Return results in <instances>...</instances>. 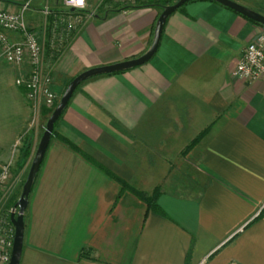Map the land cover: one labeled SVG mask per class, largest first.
Listing matches in <instances>:
<instances>
[{"label":"crops","instance_id":"crops-1","mask_svg":"<svg viewBox=\"0 0 264 264\" xmlns=\"http://www.w3.org/2000/svg\"><path fill=\"white\" fill-rule=\"evenodd\" d=\"M25 1L0 0V8ZM42 1L25 14L39 33ZM50 1L59 12L61 0ZM159 13L102 0L69 35L53 87L143 54ZM263 30L219 3L191 0L168 16L147 62L81 82L29 193L19 264H264V80L232 75ZM28 70L0 72V164L16 139H32L25 162L17 164L20 149L13 156L20 172L34 152L32 110L24 86L9 93L2 83ZM114 176L147 192L159 187L156 207L146 211Z\"/></svg>","mask_w":264,"mask_h":264},{"label":"built area","instance_id":"built-area-1","mask_svg":"<svg viewBox=\"0 0 264 264\" xmlns=\"http://www.w3.org/2000/svg\"><path fill=\"white\" fill-rule=\"evenodd\" d=\"M101 1L86 0V6L79 8L69 4L68 0H61L64 14L58 15L50 23L49 46L52 49H62L66 45L71 30L76 29L85 20L83 14L93 16ZM25 5L18 11L0 8V53L7 63L18 67L26 64L29 68L27 75H19L15 78V84L25 88V95L32 110L30 124L35 127L41 115V107H54L58 99L53 89L50 69H47L44 63V44L40 35L27 25L24 15ZM70 8H75V11H70ZM44 12L48 13V9L46 8ZM8 32L18 33L20 38L13 40ZM232 75L247 82L264 80V30L247 43ZM19 143V140H16L14 147ZM15 149L13 148V152ZM10 170L11 161L9 160L0 168L1 192L6 188ZM13 210L14 208L11 212ZM6 223L3 218H0V264H8L14 236V228L8 227L10 223H7L8 225Z\"/></svg>","mask_w":264,"mask_h":264},{"label":"water","instance_id":"water-1","mask_svg":"<svg viewBox=\"0 0 264 264\" xmlns=\"http://www.w3.org/2000/svg\"><path fill=\"white\" fill-rule=\"evenodd\" d=\"M191 0H176L174 3L164 5L155 21L152 40L149 48L140 56L122 60L110 64L94 66L87 68L77 75H75L65 86L64 90L62 91L59 100L55 107L53 108L52 112L48 116L43 132L40 136L36 149L34 151L26 179L22 185V190L20 193L19 198L17 199L14 210L10 213L9 219L14 227V236L11 246L10 258L8 264H19L21 251H22V244H23V233H24V211L27 207L28 203V196L31 191L34 179L37 175V172L41 166L43 161L47 146L51 139L52 131L54 128V124L56 120L62 115L64 109L67 106V103L77 88V86L94 76L116 73L120 71H124L147 62L153 54L156 52L161 33L166 22L168 16L178 9L181 5L185 4L186 2ZM217 2L229 9L237 12L238 14L249 18L255 22L264 26V15L235 1V0H212ZM70 11H75V8H70ZM17 209V211H16ZM16 211V212H15Z\"/></svg>","mask_w":264,"mask_h":264},{"label":"rangeland","instance_id":"rangeland-1","mask_svg":"<svg viewBox=\"0 0 264 264\" xmlns=\"http://www.w3.org/2000/svg\"><path fill=\"white\" fill-rule=\"evenodd\" d=\"M34 0H27L25 1L21 7L18 9L20 10L22 8V6H24L25 4V8H24V15L26 14V11L28 10V8L31 6V4H33ZM136 1V0H134ZM238 2L244 4V5H247L251 8H253L255 11L261 13L264 15V0H237ZM50 5H51V1L50 0H44L41 2V6L43 8V23H42V29H41V33L37 32L38 34H40V38H41V41L43 42L44 44V63H45V66L47 67V69H50V73L53 77V66L55 64V62L59 61V57L62 55V53L64 52V46L62 47V49H52L50 46H49V39L51 37V33H50V23L53 22L57 17L58 15L62 14L61 12L63 11L64 7L62 5V2L60 1L59 3V12H52L51 9H50ZM104 5V3H103ZM48 9V13H45L44 10L45 9ZM3 9V8H2ZM4 9H7V10H11V11H18L17 9H14V8H4ZM84 18H88L89 16L87 14H83ZM91 17V16H90ZM26 20V19H25ZM53 20V21H52ZM82 24V23H81ZM79 26V25H78ZM77 26V27H78ZM75 30V29H73ZM71 30V32L73 31ZM70 32V34H71ZM18 70L19 67L18 66H14L12 64H9L7 63L3 57L1 56V53H0V72H14V70ZM19 74V72H17ZM10 75H6V77H4V80H3V83L5 85V88L7 89V91L10 93V92H13V91H16L17 90V86L15 85V82H14V75L12 73H9ZM55 78L53 77V82L55 81L54 80ZM56 84V83H55ZM66 86V85H65ZM65 86H62V88H54V91L57 95V98L59 100V97L62 93V91L64 90ZM6 92V91H5ZM57 100V102H58ZM57 104V103H56ZM55 104V105H56ZM55 107V106H54ZM43 108H50V107H45V106H42L41 107V115L39 116L38 118V122H37V125H35V127H31L32 129H35L36 131V139H34V151L36 149V146L38 144V141L40 139V136L43 132V129H44V126H45V122L47 120L48 117H46L45 115L42 116V109ZM31 117H32V114L30 115V120H31ZM16 140H19V144L14 147V144L16 143ZM10 146V150H9V159L7 158L5 160V162H8L9 160L11 161V170H10V173H9V178L6 180V184H5V190L4 191H0V218H3L5 220V223H10V225H8L6 223V225L11 226L12 228L13 225L12 223L10 222V219H9V215L11 213V210L12 208H14V200L17 201V199L19 198L20 196V193H21V190H22V185L26 179V176H27V172H28V169H29V166H30V163H31V160H32V157L28 160V164L25 168V170L23 172H20V170H16L14 168V164H13V156H14V159L16 160L17 158V155L19 154V149H20V146H21V138H18L16 139ZM13 148H16L13 152ZM11 151V153H10ZM17 152V153H16ZM16 153V154H15ZM34 154V152H33ZM31 156V154H30ZM19 157V156H18ZM5 162H2L0 164V168L2 166L3 163ZM15 163V162H14ZM17 211V209H16ZM15 211V212H16Z\"/></svg>","mask_w":264,"mask_h":264},{"label":"trees","instance_id":"trees-1","mask_svg":"<svg viewBox=\"0 0 264 264\" xmlns=\"http://www.w3.org/2000/svg\"><path fill=\"white\" fill-rule=\"evenodd\" d=\"M176 0H136V3L138 6H150V5H153V6H156L158 7V9L161 11L162 7L164 5H167V4H171V3H174ZM212 1V0H210ZM237 1V0H235ZM238 2V1H237ZM217 3V2H216ZM240 3V2H239ZM242 4V3H241ZM244 5V4H243ZM247 6V5H245ZM182 7V5L180 6ZM179 7V8H180ZM225 7V6H224ZM249 7V6H247ZM228 8V7H226ZM251 8V7H249ZM253 9V8H251ZM254 10V9H253ZM233 11V10H232ZM235 12V11H234ZM237 13V12H236ZM244 17V16H243ZM246 18V17H245ZM247 20H249L250 22H253V23H256V24H259L258 22H255L249 18H246ZM261 25V24H259ZM263 26V25H262ZM112 74V73H110ZM58 99V98H57ZM56 104V103H55ZM54 107H51V108H43L42 109V114L45 115L46 117H48L50 115V113L52 112ZM62 116V115H61ZM60 116V117H61ZM59 117V118H60ZM58 118V120H59ZM56 120V122L58 121ZM55 122V124H56ZM54 124V126H55ZM55 132L54 128H53V131H52V135L51 137L53 136V133ZM203 134H199V136H197L195 139H193V141L189 144H193L194 142H196ZM58 139L61 140L62 142H64L65 144H67L69 147H71V149L79 152L80 150L73 144L71 143L67 138L63 137V136H58ZM188 145V146H189ZM187 146V148H188ZM185 148V150L187 149ZM31 150H32V139L30 136H25L24 139H23V142H22V146L20 148V157L17 161V164L19 163L20 165L25 162V160L29 157L30 153H31ZM83 156L90 160V157L86 154H83ZM111 176H113L112 174H109ZM114 178L117 180V182H119L120 186H121V191L122 190H127L129 192H131L133 195H135L137 198H139L140 200H142L145 205H146V211L150 208H154L156 207V200H157V197L159 196V194L161 193V190L159 187H155L153 188L150 192H147V191H144L142 189H138L134 186H132L131 184H129L128 182H126L125 180H122L121 178L119 177H116L114 176ZM14 206H15V203H16V200H14Z\"/></svg>","mask_w":264,"mask_h":264},{"label":"clouds","instance_id":"clouds-1","mask_svg":"<svg viewBox=\"0 0 264 264\" xmlns=\"http://www.w3.org/2000/svg\"><path fill=\"white\" fill-rule=\"evenodd\" d=\"M68 3L79 8L86 6V0H68Z\"/></svg>","mask_w":264,"mask_h":264}]
</instances>
